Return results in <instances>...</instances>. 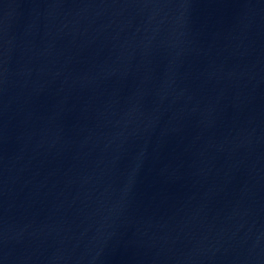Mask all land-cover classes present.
Here are the masks:
<instances>
[{
	"label": "water",
	"instance_id": "1",
	"mask_svg": "<svg viewBox=\"0 0 264 264\" xmlns=\"http://www.w3.org/2000/svg\"><path fill=\"white\" fill-rule=\"evenodd\" d=\"M0 264H264V0H0Z\"/></svg>",
	"mask_w": 264,
	"mask_h": 264
}]
</instances>
